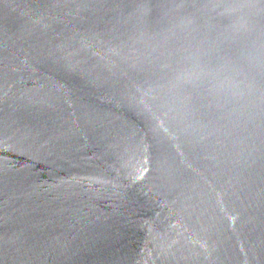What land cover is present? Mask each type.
Here are the masks:
<instances>
[{
  "label": "water",
  "instance_id": "1",
  "mask_svg": "<svg viewBox=\"0 0 264 264\" xmlns=\"http://www.w3.org/2000/svg\"><path fill=\"white\" fill-rule=\"evenodd\" d=\"M0 264H264V0H0Z\"/></svg>",
  "mask_w": 264,
  "mask_h": 264
}]
</instances>
